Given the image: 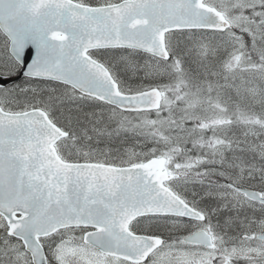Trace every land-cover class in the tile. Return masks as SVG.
<instances>
[{
    "label": "snow or ice",
    "instance_id": "6c2138e0",
    "mask_svg": "<svg viewBox=\"0 0 264 264\" xmlns=\"http://www.w3.org/2000/svg\"><path fill=\"white\" fill-rule=\"evenodd\" d=\"M0 264H264V0H0Z\"/></svg>",
    "mask_w": 264,
    "mask_h": 264
}]
</instances>
